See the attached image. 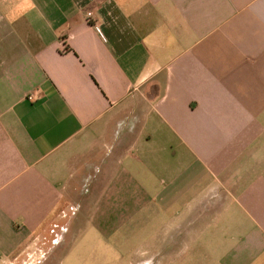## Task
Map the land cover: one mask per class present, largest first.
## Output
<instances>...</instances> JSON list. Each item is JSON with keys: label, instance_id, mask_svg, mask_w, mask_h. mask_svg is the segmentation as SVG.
<instances>
[{"label": "crops", "instance_id": "0c3cea01", "mask_svg": "<svg viewBox=\"0 0 264 264\" xmlns=\"http://www.w3.org/2000/svg\"><path fill=\"white\" fill-rule=\"evenodd\" d=\"M102 165L110 264H264V0H0V264Z\"/></svg>", "mask_w": 264, "mask_h": 264}, {"label": "rangeland", "instance_id": "374dc122", "mask_svg": "<svg viewBox=\"0 0 264 264\" xmlns=\"http://www.w3.org/2000/svg\"><path fill=\"white\" fill-rule=\"evenodd\" d=\"M101 162L103 164V153ZM95 172L94 174L93 170L89 179L75 192L66 211L62 213L63 218L60 220V226H62L61 229L65 227L66 230L57 233L60 229V226L57 225L51 231L52 236H65L66 242H72L70 244L72 250H70L75 254H73L74 256H69V254L64 256V253H60V257L63 259L62 264H110L112 262L111 254H114L116 248L126 251L133 246V244L106 245L103 243V235H110L109 238L113 241H116L118 237L115 235V230L110 227L108 230H104L106 234L103 233V228L98 229L99 224L103 227V209L105 208L103 204V165ZM126 214L128 213L125 212ZM64 240H59L60 247L64 246L62 243ZM49 246L50 244L47 242L37 253L42 254ZM26 262L37 264L38 257L36 255L30 257Z\"/></svg>", "mask_w": 264, "mask_h": 264}, {"label": "built area", "instance_id": "2783aa9c", "mask_svg": "<svg viewBox=\"0 0 264 264\" xmlns=\"http://www.w3.org/2000/svg\"><path fill=\"white\" fill-rule=\"evenodd\" d=\"M87 21H88L89 23L92 22V13H91L90 11L87 12ZM94 27H95L96 30L100 33V27H99L98 25H96L95 23H94ZM29 98L32 99V96H30Z\"/></svg>", "mask_w": 264, "mask_h": 264}]
</instances>
